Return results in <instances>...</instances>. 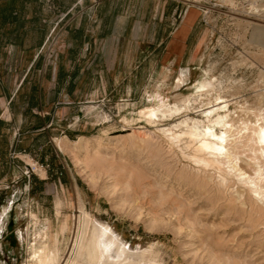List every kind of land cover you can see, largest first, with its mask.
<instances>
[{
  "label": "rangeland",
  "instance_id": "rangeland-1",
  "mask_svg": "<svg viewBox=\"0 0 264 264\" xmlns=\"http://www.w3.org/2000/svg\"><path fill=\"white\" fill-rule=\"evenodd\" d=\"M60 2H42L54 12L42 48L12 49V92L36 83L46 96L23 114L30 97L17 95L13 126L0 129V264H38L35 251L45 245L59 249L58 264L70 263L84 214L126 248L110 249L99 264H264V194L239 176L255 177L248 132L232 148L230 173L197 162L209 150L197 155L203 145L186 133L207 121L203 112L219 96L239 129L264 109V40L253 37L264 29V0L115 1L107 6L118 12L115 31L82 34L73 31L81 18L59 11L68 5ZM188 14V45L173 47ZM39 35L30 30L27 44ZM38 55L42 68L23 82ZM77 62L72 93L65 81L53 96L58 68ZM164 105L171 111L148 112Z\"/></svg>",
  "mask_w": 264,
  "mask_h": 264
},
{
  "label": "crops",
  "instance_id": "crops-1",
  "mask_svg": "<svg viewBox=\"0 0 264 264\" xmlns=\"http://www.w3.org/2000/svg\"><path fill=\"white\" fill-rule=\"evenodd\" d=\"M3 2L0 4V129L2 126H13L12 117L16 115L17 107V99L18 95L19 99L30 97L32 94L40 99L42 104V98L46 96L44 90L37 85L36 83L33 85L37 86V89L32 91V87L29 93L20 92L19 94L13 93L10 85L8 83L11 76V61H12V49H23L28 50L32 48H42L52 33V26L50 24V16H53L54 12L52 10L45 11L42 9L43 0H2ZM123 2L126 0H62L60 2L68 3L66 6H62L63 8L59 9V11L65 12L68 17L74 16L76 12L78 16L81 18L80 22L75 26L73 30L77 34H82L85 32L90 26H99L101 27V31L104 32H114L115 20L118 18V12L113 10L109 12L107 10V6L110 3ZM130 1V0H129ZM178 3L183 2V0H175ZM33 2V9H28V3ZM88 4L87 8L83 5ZM120 5V4H119ZM121 6V5H120ZM90 7V8H89ZM118 7V6H117ZM178 7V5H177ZM93 11V14L89 13ZM46 13V14H44ZM186 16V15H185ZM184 16V18H185ZM88 17H92V20L88 21ZM190 23L189 29L187 33H179L175 39L169 42L171 46L175 47L177 44L182 46L184 43L186 46L188 45L189 38L191 37V33L195 26V20L193 15H190ZM184 21V19H183ZM72 23L67 25V29L72 27ZM30 30H35L39 32V36L36 38L35 43L32 45H28V32ZM177 31H169V34H173ZM76 57H71V61H74ZM43 62L41 59V55H38L37 58L33 61L31 68L28 71L23 70L21 73V79L23 82L28 80V76L30 71L37 72L40 68H42ZM25 71V72H24ZM32 74H34L32 72ZM80 74V63H76L73 70H65L62 66H60L55 74L56 76V84L54 90H52V95L57 96L60 94L61 88L60 86L63 84L61 82H68V92L72 93L69 88L70 82L73 80L74 83L77 81V77ZM50 70L47 72L46 76H50ZM61 76H64L61 79ZM32 85V86H33ZM74 89V88H73ZM29 103L23 101V114L28 113ZM10 115L11 118H7L6 115ZM40 115V114H39ZM47 124V123H45ZM46 129V128H45ZM8 138V135H3L4 138ZM9 144H11L10 138H8ZM19 151L22 152L25 150L20 144H18ZM5 157H1V160H4Z\"/></svg>",
  "mask_w": 264,
  "mask_h": 264
},
{
  "label": "bare ground",
  "instance_id": "bare-ground-1",
  "mask_svg": "<svg viewBox=\"0 0 264 264\" xmlns=\"http://www.w3.org/2000/svg\"><path fill=\"white\" fill-rule=\"evenodd\" d=\"M189 14L187 15L185 21L188 22L187 24H190L191 21ZM254 33L255 34L253 35V37L255 39L264 40V29L259 28ZM167 110L171 111L168 106L164 105L158 108H150L148 109V112H164L163 114H165V111ZM203 117L207 118L206 122H204L205 120H200L199 123H201L202 125L199 126V128L194 127L195 125H193V127L191 126L190 130L186 132L190 136V138L193 139L194 142L199 141L203 145L197 147L195 151L197 155H199V153L205 152V147L209 150V156L207 157V159H198L197 162H202L205 166H210L211 164H217L219 167L221 165H227L226 171L228 173L235 171L236 165L234 164V159L232 158V148L239 139L238 135H243V133L246 131L248 132L247 138L252 141L255 145V177H245L246 173L240 170L239 176H241L242 180H245L244 182L251 184L252 190L254 192H256L257 194H264V169H262V164L264 161V109L260 114L257 115L256 120L250 123V126L247 123L244 125V127L239 129V126H237L232 116V111L229 109V100L223 98L222 96H219L216 98L212 106L208 107V110H205L203 112ZM171 135L172 140L179 139L181 136V134L179 135L175 133H171ZM205 140H207L208 142L205 143ZM197 158H199V156ZM84 215V220H82L83 225L79 226V230L77 232L78 237H76L77 240L75 239L77 245V253L75 255L76 258H73L74 260L71 262L69 261L70 263L67 264H77L80 258H85L89 264H99L100 262L104 261V259L109 257L108 251L114 247L116 248L117 253L119 252L118 255L120 253V255H122V253L125 252L126 248H123L125 246L122 247L118 239L115 237L116 235H112L113 233L110 230L111 228L109 229L108 226L103 225H100V227H98L99 224L98 226L92 227L93 219H91L88 214ZM56 248L53 249L50 248L48 245H45L41 249H37L35 251V257L38 264H58L60 253L59 249ZM68 260L69 259H67V261ZM123 263L126 264V261Z\"/></svg>",
  "mask_w": 264,
  "mask_h": 264
},
{
  "label": "trees",
  "instance_id": "trees-1",
  "mask_svg": "<svg viewBox=\"0 0 264 264\" xmlns=\"http://www.w3.org/2000/svg\"><path fill=\"white\" fill-rule=\"evenodd\" d=\"M63 78H64V76H61V79H63ZM61 83H64V81L61 82ZM75 84H76V83H74L73 80L70 82V84H69L70 91L73 90V88L75 87ZM35 89H37V86H36V85H33V86H32V91H34ZM28 103H29V106H30V107L38 106V105L40 104V99H39L38 97H36L35 95L32 94V95L30 96V100H29ZM3 142H5L7 145H9L8 138H7V137L3 139ZM5 143H4V144H5ZM4 149H5V148H1V152H2V154H3V157H4V155H5V154H4V152H5ZM40 183L42 184L43 181L40 180Z\"/></svg>",
  "mask_w": 264,
  "mask_h": 264
}]
</instances>
